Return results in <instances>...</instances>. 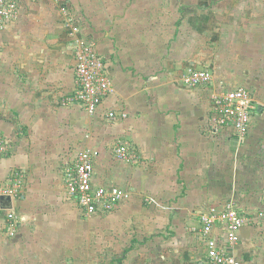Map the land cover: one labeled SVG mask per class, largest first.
Returning <instances> with one entry per match:
<instances>
[{
    "label": "crops",
    "instance_id": "1",
    "mask_svg": "<svg viewBox=\"0 0 264 264\" xmlns=\"http://www.w3.org/2000/svg\"><path fill=\"white\" fill-rule=\"evenodd\" d=\"M211 1L20 0L0 29V177L21 172L25 188L15 237L0 215V264H207L200 215L231 201L248 217L231 253L264 264V1L233 16ZM84 38L113 87L96 115L69 101ZM189 69L213 79L190 87ZM239 85L257 106L244 141L212 122L215 96ZM85 149L99 152L95 186L130 193L111 213L87 216L67 195Z\"/></svg>",
    "mask_w": 264,
    "mask_h": 264
},
{
    "label": "built area",
    "instance_id": "2",
    "mask_svg": "<svg viewBox=\"0 0 264 264\" xmlns=\"http://www.w3.org/2000/svg\"><path fill=\"white\" fill-rule=\"evenodd\" d=\"M20 14V0H0V29L16 19ZM76 83L75 95L70 102L82 103L88 114L96 115L104 98L112 91V81L106 72L105 62L89 39H79L75 52ZM185 83L194 87L207 84L213 79L210 70L189 69L184 74ZM254 92L243 85L219 91L213 99L212 122L216 127L231 126L244 141L256 109ZM113 119L117 114L108 113ZM122 117H127L126 113ZM9 150L7 141L0 136V156ZM99 152L93 149L82 150L74 167L68 171L66 188L68 197L77 201L83 213L87 216L108 214L113 212L122 201L130 198V193L121 187L95 186V159ZM120 161H130L129 147L120 145L116 150ZM25 188L24 175L14 172L2 180L0 177V215H4L5 228L9 237H15L19 229V218L15 209V201L20 198ZM10 196L13 200L12 209L1 207V197ZM201 233L204 237L207 252V264H242L232 253L233 247L239 242L241 228L248 222V217L242 213L235 202H228L223 208L210 207L200 215ZM219 225L223 228V238L213 235Z\"/></svg>",
    "mask_w": 264,
    "mask_h": 264
},
{
    "label": "rangeland",
    "instance_id": "3",
    "mask_svg": "<svg viewBox=\"0 0 264 264\" xmlns=\"http://www.w3.org/2000/svg\"><path fill=\"white\" fill-rule=\"evenodd\" d=\"M264 1V0H263ZM212 5H219L221 6V9H223L219 15L221 16H230V15H234V8H241L244 10L250 9V4H254L256 2V0H212ZM262 4V3H261ZM234 12V13H233ZM232 15V16H233ZM242 16H246L245 13H242ZM245 25L243 23L241 24H237V28L235 29H239L242 28L243 30H245ZM233 29V27L229 24L227 30H231V32H236L237 30Z\"/></svg>",
    "mask_w": 264,
    "mask_h": 264
},
{
    "label": "water",
    "instance_id": "4",
    "mask_svg": "<svg viewBox=\"0 0 264 264\" xmlns=\"http://www.w3.org/2000/svg\"><path fill=\"white\" fill-rule=\"evenodd\" d=\"M1 207L3 209H12L14 207L12 198L10 196H2Z\"/></svg>",
    "mask_w": 264,
    "mask_h": 264
}]
</instances>
